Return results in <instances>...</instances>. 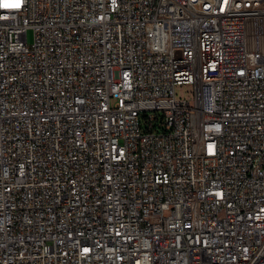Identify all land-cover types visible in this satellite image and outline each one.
Here are the masks:
<instances>
[{
	"label": "built area",
	"instance_id": "1",
	"mask_svg": "<svg viewBox=\"0 0 264 264\" xmlns=\"http://www.w3.org/2000/svg\"><path fill=\"white\" fill-rule=\"evenodd\" d=\"M0 264H264V0H0Z\"/></svg>",
	"mask_w": 264,
	"mask_h": 264
},
{
	"label": "rangeland",
	"instance_id": "2",
	"mask_svg": "<svg viewBox=\"0 0 264 264\" xmlns=\"http://www.w3.org/2000/svg\"><path fill=\"white\" fill-rule=\"evenodd\" d=\"M26 37H27V42L29 44L32 43L33 32L31 29L27 30ZM191 91H192V87L190 85H183L176 89V94L178 97H182V98L185 97L187 98V100H191L192 99Z\"/></svg>",
	"mask_w": 264,
	"mask_h": 264
},
{
	"label": "snow or ice",
	"instance_id": "3",
	"mask_svg": "<svg viewBox=\"0 0 264 264\" xmlns=\"http://www.w3.org/2000/svg\"><path fill=\"white\" fill-rule=\"evenodd\" d=\"M3 7H16V8H18V7H20V4L19 3H15V4H8V3H5V4H3L2 5Z\"/></svg>",
	"mask_w": 264,
	"mask_h": 264
}]
</instances>
